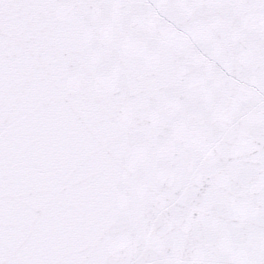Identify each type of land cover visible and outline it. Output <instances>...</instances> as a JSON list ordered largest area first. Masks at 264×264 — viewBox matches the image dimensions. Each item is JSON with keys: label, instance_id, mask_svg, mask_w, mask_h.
Segmentation results:
<instances>
[{"label": "snow or ice", "instance_id": "1", "mask_svg": "<svg viewBox=\"0 0 264 264\" xmlns=\"http://www.w3.org/2000/svg\"><path fill=\"white\" fill-rule=\"evenodd\" d=\"M0 264H264V0H0Z\"/></svg>", "mask_w": 264, "mask_h": 264}]
</instances>
